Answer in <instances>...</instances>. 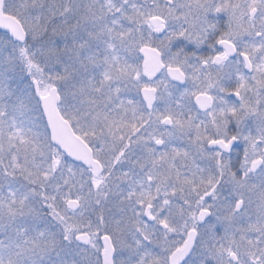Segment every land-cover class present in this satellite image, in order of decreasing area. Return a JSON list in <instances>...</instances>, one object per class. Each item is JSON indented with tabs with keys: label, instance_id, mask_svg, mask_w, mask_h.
I'll return each instance as SVG.
<instances>
[{
	"label": "snow or ice",
	"instance_id": "obj_1",
	"mask_svg": "<svg viewBox=\"0 0 264 264\" xmlns=\"http://www.w3.org/2000/svg\"><path fill=\"white\" fill-rule=\"evenodd\" d=\"M0 264H264V0H0Z\"/></svg>",
	"mask_w": 264,
	"mask_h": 264
}]
</instances>
